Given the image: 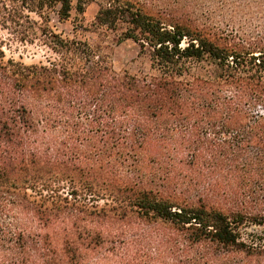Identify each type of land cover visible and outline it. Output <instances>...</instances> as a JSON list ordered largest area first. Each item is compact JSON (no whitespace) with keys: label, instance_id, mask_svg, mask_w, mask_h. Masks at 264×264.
Listing matches in <instances>:
<instances>
[{"label":"trees","instance_id":"trees-1","mask_svg":"<svg viewBox=\"0 0 264 264\" xmlns=\"http://www.w3.org/2000/svg\"><path fill=\"white\" fill-rule=\"evenodd\" d=\"M92 1L154 75L51 26ZM0 25L64 60L5 61L0 38V264H109L103 223L135 216L176 227L190 264H264V0H0Z\"/></svg>","mask_w":264,"mask_h":264},{"label":"rangeland","instance_id":"rangeland-1","mask_svg":"<svg viewBox=\"0 0 264 264\" xmlns=\"http://www.w3.org/2000/svg\"><path fill=\"white\" fill-rule=\"evenodd\" d=\"M98 10L99 2L92 1L83 15L77 16L73 12L72 17L66 21H60L58 15L53 13L51 26L64 37L88 43L96 48L100 55L110 61L113 68L121 75L126 72L134 76L154 75L156 71L152 68L149 51L141 52L140 45L133 39L123 40L119 32L93 24ZM32 16L42 21L38 15L32 13ZM23 32L27 33L31 40H23ZM0 38L5 52V61L13 59L28 66H51L52 62H64L61 55L45 43L40 32L34 37L31 29L26 27L5 28L0 25ZM82 49H86L85 46ZM79 52L78 55L81 57L82 54ZM78 55L69 54L70 61H78ZM212 71L213 66L203 62L197 64L191 74L199 75ZM89 149H92V146ZM170 187L174 186L169 185ZM103 197L98 198L95 204L99 206L107 202L115 204ZM103 225L109 232V239L98 250L99 254H106L107 251L110 255L109 264H127V262L130 264H190L187 258V255L191 253H188L190 247L183 240L184 234L179 233L173 225L155 221L148 222L136 216L129 222L109 223L105 221ZM122 232L125 234L123 235ZM118 236L126 238L124 239L125 245L120 243ZM108 251H111V254Z\"/></svg>","mask_w":264,"mask_h":264}]
</instances>
